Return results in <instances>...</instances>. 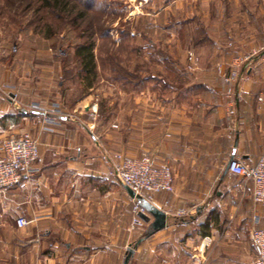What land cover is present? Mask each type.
<instances>
[{"label": "crops", "instance_id": "obj_1", "mask_svg": "<svg viewBox=\"0 0 264 264\" xmlns=\"http://www.w3.org/2000/svg\"><path fill=\"white\" fill-rule=\"evenodd\" d=\"M146 1L162 4L167 41L180 32L182 51L198 55L167 59L180 87L149 75L128 102L102 109L63 88L49 43L29 57L17 42L11 56L0 44V140L28 131L40 148L25 185L0 193V216L29 221L20 237L15 221L0 233V264H253L251 229L255 215L264 229V207L227 164L264 152V0ZM116 151L172 168L174 191L153 203L165 218L155 224L150 213L147 230L127 231L126 189L108 175Z\"/></svg>", "mask_w": 264, "mask_h": 264}, {"label": "rangeland", "instance_id": "obj_2", "mask_svg": "<svg viewBox=\"0 0 264 264\" xmlns=\"http://www.w3.org/2000/svg\"><path fill=\"white\" fill-rule=\"evenodd\" d=\"M161 9L160 2L146 0H60L58 4L53 0H0V44H8L11 56L17 42L21 54L29 57L36 52L34 47H41L43 41L49 43L64 71L63 88L70 91L72 98L85 97L87 103H97L104 109L103 102L108 100L125 98L128 102L134 85L149 75L180 87L181 73L167 59L181 58L183 54L197 58L193 51H182L180 32L175 33L171 42L167 41L169 36L161 31L166 13ZM147 12L158 13V17L146 18ZM157 24L160 28L155 30ZM88 41L95 43V73L85 71L76 55L77 46ZM114 123L112 126L118 128L119 123ZM126 202L127 231H143L140 226L147 230L144 220L133 226L134 202L127 191ZM145 215L149 216V212ZM16 217L15 212L0 216V233L7 232L15 221L20 237L22 231L16 225ZM4 243L5 238L0 235V249L5 248Z\"/></svg>", "mask_w": 264, "mask_h": 264}, {"label": "built area", "instance_id": "obj_3", "mask_svg": "<svg viewBox=\"0 0 264 264\" xmlns=\"http://www.w3.org/2000/svg\"><path fill=\"white\" fill-rule=\"evenodd\" d=\"M235 75V71L230 72L225 75V81L231 83ZM95 113L92 112L94 119ZM39 156V141L31 132H12L1 139L0 193H5L14 185H25V181L36 171L35 164ZM108 161L110 164L108 175L124 187H129L135 194L132 197L133 226H139L145 220L142 214L148 211L143 206L144 201L153 204L158 194L174 191V175L171 166L168 163L157 164L155 158L148 152H143L136 157L117 151L109 157ZM227 169L251 182L253 202L264 207V152L254 163H248L234 156L228 161ZM164 203L168 205L169 201L165 200ZM177 214L183 215L185 211L179 209ZM258 221L259 216L255 215L251 229V241L256 249L253 264H264V229L258 226ZM28 223L29 221L23 216L16 219L18 227H25Z\"/></svg>", "mask_w": 264, "mask_h": 264}, {"label": "trees", "instance_id": "obj_4", "mask_svg": "<svg viewBox=\"0 0 264 264\" xmlns=\"http://www.w3.org/2000/svg\"><path fill=\"white\" fill-rule=\"evenodd\" d=\"M56 4L60 0H53ZM88 3V2H87ZM85 12L81 13V16H84ZM95 43L93 41H88L82 44H79L76 48V55L80 56V64L88 72L95 73L97 67L96 55L94 52Z\"/></svg>", "mask_w": 264, "mask_h": 264}, {"label": "water", "instance_id": "obj_5", "mask_svg": "<svg viewBox=\"0 0 264 264\" xmlns=\"http://www.w3.org/2000/svg\"><path fill=\"white\" fill-rule=\"evenodd\" d=\"M234 157V156H233ZM126 191L128 192V194L132 197H134V192L129 188V187H125ZM143 206L147 209V211L149 212V214L151 213L152 215H154L157 218V221L155 224H158L160 222V220H164L165 218V212L163 210H159L156 207L153 206V204L144 201L143 202ZM142 217L147 220L149 218V216L142 214ZM161 221L160 226L163 225V222ZM154 224V225H155Z\"/></svg>", "mask_w": 264, "mask_h": 264}]
</instances>
